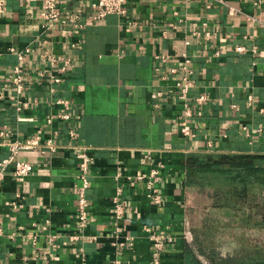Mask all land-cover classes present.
I'll return each mask as SVG.
<instances>
[{"label":"crops","instance_id":"crops-1","mask_svg":"<svg viewBox=\"0 0 264 264\" xmlns=\"http://www.w3.org/2000/svg\"><path fill=\"white\" fill-rule=\"evenodd\" d=\"M42 1L2 0L0 86L19 63L12 48H33L23 62L28 69L44 53L69 56L73 65L54 90L45 82H27L18 98L0 100V129L8 125L13 136L40 135L42 142L17 156L33 165L25 181L13 178V163L4 170L0 264H153L151 226L170 236L162 264H221L222 258L237 257L232 248L206 242L223 235L197 227L208 222L207 210L221 211L201 180L223 188L226 179L191 174L189 158L264 154V0H129L125 15L95 23L87 14L77 48L71 42L79 37L62 30L52 44L39 41ZM92 1L63 5L84 4L90 12ZM185 55L195 79L188 100L207 96L201 114L190 117L171 74ZM62 97L72 100V120L56 118ZM186 119L190 135L182 132ZM83 145L93 158L90 222L73 240L81 183L76 151ZM9 155L8 140L0 137V160ZM159 162L162 205L150 199L146 182L129 180L149 174ZM119 188L126 213L117 231L113 198ZM18 192L23 206L15 209ZM198 213L204 215L199 221Z\"/></svg>","mask_w":264,"mask_h":264},{"label":"built area","instance_id":"built-area-1","mask_svg":"<svg viewBox=\"0 0 264 264\" xmlns=\"http://www.w3.org/2000/svg\"><path fill=\"white\" fill-rule=\"evenodd\" d=\"M129 0H93L90 4V12H86V6L84 4H78L74 7L67 8L63 5L64 0H43L42 6L38 10V15L43 21L42 33L39 35V41L44 45H49L54 42V37L57 36L59 30L71 36L79 37L77 41H72L71 46L77 48L81 46L82 31L86 26L84 17L88 14L92 22L100 23L107 18L108 15L116 13L125 15L128 11ZM4 11V4L0 0V13ZM172 25V24H171ZM189 44V41L186 42ZM242 49V48H238ZM19 59V63L14 65L12 70L7 74L5 82L0 86V100L5 98L16 99L20 93L25 89L27 82L35 85H40L43 82L48 83L51 86V90L63 81L64 73L70 71L73 65V58L65 55L44 53L40 58L39 64L35 68L28 69L23 65L24 60L33 52V48L28 46L24 49L12 48ZM185 61L180 67L171 68V74L177 76L175 79V88L178 92V96L182 102H184L185 116H193L195 114H201V107L206 102V95H199L195 97L193 102L188 99L191 96V89L195 86L194 71L189 67L191 59L186 55ZM253 100V97H250ZM56 104L62 105L60 112L56 118L60 120H72V113L69 110L72 104V100L68 97H62L57 99ZM20 119H26L20 117ZM34 120V118H28ZM55 117L49 116L48 123H52ZM74 123V121H72ZM73 126V125H72ZM74 128V126H73ZM184 135L191 134V124L186 119L184 126L182 127ZM71 133L76 134V130L71 129ZM13 132L8 129V125H5L0 129V137L8 140V146L10 155L7 158L0 160V185L4 178V170L9 164L13 163L12 176L18 182L21 183L31 175L33 171V165L28 160H20L17 158L20 151L23 149H30L40 147L42 145L41 136H13ZM47 145L52 146V142L49 141ZM87 146H80L76 151V155L79 158V179L81 183L77 186L78 201H77V214L79 233L72 236L73 240H77L81 237L83 232L89 225V205L90 198L88 196V188L90 187V172L93 158L87 152ZM164 164L159 162L158 166L152 171L142 173L135 178L129 177L132 184H135L136 180H142L147 183L149 188L148 196L150 199L158 205H162L165 202V198L161 193L160 185L163 182L161 175V168ZM122 189H118L117 195L113 198L114 202V224L117 227V231H120V223L124 219L126 213V204L120 198ZM24 196L22 193H16V198L12 201V206L15 209H19L23 206ZM150 232V240L153 250V264H162L163 252L166 250L170 236L166 231L158 230L154 227H148ZM1 232V231H0ZM50 241H54V237L50 238ZM119 264V263H116Z\"/></svg>","mask_w":264,"mask_h":264},{"label":"rangeland","instance_id":"rangeland-1","mask_svg":"<svg viewBox=\"0 0 264 264\" xmlns=\"http://www.w3.org/2000/svg\"><path fill=\"white\" fill-rule=\"evenodd\" d=\"M205 180L202 179L200 183L211 190V203L221 211L207 210L205 216L208 222L197 224V227L211 234L223 235L220 239L208 238L206 242L226 251L232 248L238 259L253 261L264 258V222H261L264 211V186L254 184L246 191H235L230 187L218 188L208 181L209 184L206 185ZM199 214L202 213L197 214L198 221ZM203 216L202 214L201 217ZM191 230L193 231V227Z\"/></svg>","mask_w":264,"mask_h":264},{"label":"trees","instance_id":"trees-1","mask_svg":"<svg viewBox=\"0 0 264 264\" xmlns=\"http://www.w3.org/2000/svg\"><path fill=\"white\" fill-rule=\"evenodd\" d=\"M189 172L197 176L218 173L225 177L224 187L246 191L249 186H264V154H221L189 158ZM264 222V211L261 215ZM221 264H264V258L248 261L237 257L222 259Z\"/></svg>","mask_w":264,"mask_h":264}]
</instances>
